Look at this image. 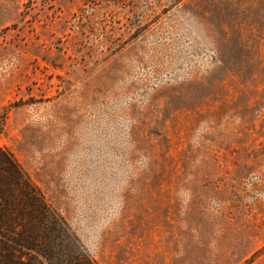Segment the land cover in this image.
Wrapping results in <instances>:
<instances>
[{
    "label": "rangeland",
    "instance_id": "rangeland-1",
    "mask_svg": "<svg viewBox=\"0 0 264 264\" xmlns=\"http://www.w3.org/2000/svg\"><path fill=\"white\" fill-rule=\"evenodd\" d=\"M0 148L96 264H264V0H0Z\"/></svg>",
    "mask_w": 264,
    "mask_h": 264
},
{
    "label": "trees",
    "instance_id": "trees-1",
    "mask_svg": "<svg viewBox=\"0 0 264 264\" xmlns=\"http://www.w3.org/2000/svg\"><path fill=\"white\" fill-rule=\"evenodd\" d=\"M0 264H96L4 148H0Z\"/></svg>",
    "mask_w": 264,
    "mask_h": 264
}]
</instances>
